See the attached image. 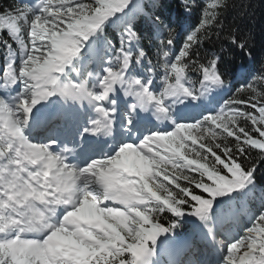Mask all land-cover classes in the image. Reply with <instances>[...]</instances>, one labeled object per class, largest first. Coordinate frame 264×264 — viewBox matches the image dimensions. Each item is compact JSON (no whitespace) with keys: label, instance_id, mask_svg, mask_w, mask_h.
Returning a JSON list of instances; mask_svg holds the SVG:
<instances>
[{"label":"snow or ice","instance_id":"6c2138e0","mask_svg":"<svg viewBox=\"0 0 264 264\" xmlns=\"http://www.w3.org/2000/svg\"><path fill=\"white\" fill-rule=\"evenodd\" d=\"M227 6L179 32L149 11L155 61L133 0L0 10V264H157L173 246L172 264H264V73L215 106L224 55L198 52Z\"/></svg>","mask_w":264,"mask_h":264},{"label":"trees","instance_id":"16d2710c","mask_svg":"<svg viewBox=\"0 0 264 264\" xmlns=\"http://www.w3.org/2000/svg\"><path fill=\"white\" fill-rule=\"evenodd\" d=\"M23 1L0 0V10L7 11L16 6L24 7ZM160 2L164 4L162 10L151 8L150 0H133V3L138 4L144 12V15H137L135 25L143 34L142 46L153 56L154 61L156 45L148 19L149 11L161 15L166 23L168 22L166 18L169 17L171 21H178L172 26L179 32L181 26L183 29H188L198 25L203 6L211 3L212 0H188L191 11L185 10L184 0H160ZM146 5L148 8H145ZM227 5L219 18L223 28L213 26L198 49L202 60L210 58L213 54L224 55L225 78L230 83L224 97L219 98V104L229 95L234 94L237 87H243L246 81L251 82L257 74L264 73V0H227ZM107 31L110 39L118 41L120 33L115 27ZM230 34L238 36V43L244 42L245 47L241 49L237 45H232L228 39ZM0 36L7 38L6 33L3 32H0ZM180 43L182 39L178 37L177 47ZM193 78L195 79V76ZM252 155L258 156V152H253ZM256 163L260 165L257 170L258 182L264 187V162L257 159ZM259 195L257 193L252 199L241 202L239 212L241 213L246 204L250 205V209L254 206L259 207ZM193 231L191 223L182 224L175 237L184 235L187 238Z\"/></svg>","mask_w":264,"mask_h":264},{"label":"rangeland","instance_id":"374dc122","mask_svg":"<svg viewBox=\"0 0 264 264\" xmlns=\"http://www.w3.org/2000/svg\"><path fill=\"white\" fill-rule=\"evenodd\" d=\"M24 2H25V5H27V4H30L32 2V0H24ZM218 102H219L218 95L214 94V98L212 99V103L214 105H217ZM248 210H250V205L246 204L244 206V208L241 210L242 215H241L240 226L237 229H235V231H239L240 228H242L243 224L247 223V221H248V216H247ZM172 239H173L174 245H178L182 241L185 240L182 237H180L179 239L178 238H172ZM159 255L160 256L158 257L157 264H172V261L177 260V259H174V256H175V258L177 257L178 259H185V256L182 253H179L178 251L177 252H168V251H166V248H161ZM206 259L210 262V264H219V254L211 255L208 252L206 254Z\"/></svg>","mask_w":264,"mask_h":264},{"label":"bare ground","instance_id":"6f19581e","mask_svg":"<svg viewBox=\"0 0 264 264\" xmlns=\"http://www.w3.org/2000/svg\"><path fill=\"white\" fill-rule=\"evenodd\" d=\"M166 251H168V252H177V249L175 248V246H173V247H170V248H166ZM174 259L179 260L177 257L175 258V256H174Z\"/></svg>","mask_w":264,"mask_h":264}]
</instances>
